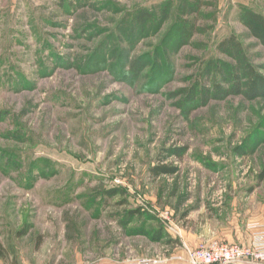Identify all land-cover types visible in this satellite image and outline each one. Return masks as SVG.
I'll use <instances>...</instances> for the list:
<instances>
[{
    "label": "rangeland",
    "instance_id": "374dc122",
    "mask_svg": "<svg viewBox=\"0 0 264 264\" xmlns=\"http://www.w3.org/2000/svg\"><path fill=\"white\" fill-rule=\"evenodd\" d=\"M247 10L264 0H0V264H191L187 249L245 245L215 238L264 224V98L189 94L229 88L230 36L264 76Z\"/></svg>",
    "mask_w": 264,
    "mask_h": 264
},
{
    "label": "trees",
    "instance_id": "16d2710c",
    "mask_svg": "<svg viewBox=\"0 0 264 264\" xmlns=\"http://www.w3.org/2000/svg\"><path fill=\"white\" fill-rule=\"evenodd\" d=\"M197 8L198 7H196V9ZM149 18V16L147 17V15L141 14L138 16V21L143 23L142 25H145L144 23ZM241 19L251 31L252 35L257 38L264 47V14L247 10L241 15ZM184 36L186 40H188L189 34H184ZM218 51L231 59H238L237 61H239L238 64L235 65L223 63L219 68L222 79L225 81L224 83L228 84L229 88L225 89L219 81H214V89L209 90L206 87H202L200 84L201 82L198 81L195 88L199 89L196 90L194 88L189 94V98L195 99V94L204 102H206L210 96L215 100L225 99L229 96H244L247 100L264 98V76L260 75L255 66L248 60L244 47L236 36H230L222 40L218 45ZM142 65L143 63L141 61H135L131 64L134 76L140 74ZM209 67H211V64ZM212 67L207 69V74L211 73ZM225 70L228 76L225 75ZM185 151V149H180L176 153L178 157L182 158ZM151 171L155 177H160L161 175L174 174L177 170L169 166L159 165L152 168ZM116 194H118L116 190L108 193L111 197H114ZM132 216L133 214H131V217Z\"/></svg>",
    "mask_w": 264,
    "mask_h": 264
},
{
    "label": "built area",
    "instance_id": "2783aa9c",
    "mask_svg": "<svg viewBox=\"0 0 264 264\" xmlns=\"http://www.w3.org/2000/svg\"><path fill=\"white\" fill-rule=\"evenodd\" d=\"M249 244L214 242L197 249H187L186 259L191 264H264V224L250 223ZM183 260L182 257H177Z\"/></svg>",
    "mask_w": 264,
    "mask_h": 264
},
{
    "label": "crops",
    "instance_id": "0c3cea01",
    "mask_svg": "<svg viewBox=\"0 0 264 264\" xmlns=\"http://www.w3.org/2000/svg\"><path fill=\"white\" fill-rule=\"evenodd\" d=\"M226 233L227 232H225V234ZM226 237L218 236L215 239H220V240L228 241L230 243H241V244H244V243L247 244L250 241V239H251L250 233H249V235L246 238H245V236H242L241 237L237 233L235 235H233V234H227ZM173 264H184V263H181V262H173Z\"/></svg>",
    "mask_w": 264,
    "mask_h": 264
}]
</instances>
